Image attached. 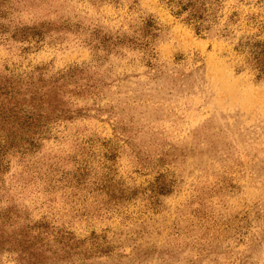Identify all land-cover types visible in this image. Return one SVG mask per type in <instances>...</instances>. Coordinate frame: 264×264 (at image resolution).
I'll list each match as a JSON object with an SVG mask.
<instances>
[{"label": "rangeland", "instance_id": "obj_1", "mask_svg": "<svg viewBox=\"0 0 264 264\" xmlns=\"http://www.w3.org/2000/svg\"><path fill=\"white\" fill-rule=\"evenodd\" d=\"M0 264H264V0H0Z\"/></svg>", "mask_w": 264, "mask_h": 264}]
</instances>
